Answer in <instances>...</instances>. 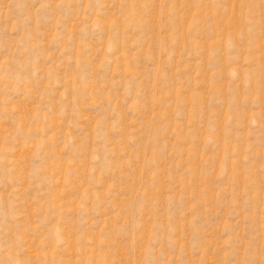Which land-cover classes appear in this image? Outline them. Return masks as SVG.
Instances as JSON below:
<instances>
[{"label":"rangeland","instance_id":"1","mask_svg":"<svg viewBox=\"0 0 264 264\" xmlns=\"http://www.w3.org/2000/svg\"><path fill=\"white\" fill-rule=\"evenodd\" d=\"M0 264H264V0H0Z\"/></svg>","mask_w":264,"mask_h":264}]
</instances>
